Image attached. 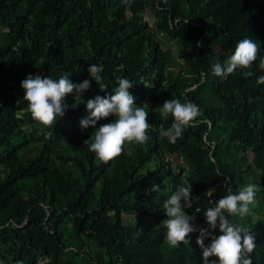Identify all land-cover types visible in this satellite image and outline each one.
<instances>
[{
    "label": "trees",
    "instance_id": "obj_1",
    "mask_svg": "<svg viewBox=\"0 0 264 264\" xmlns=\"http://www.w3.org/2000/svg\"><path fill=\"white\" fill-rule=\"evenodd\" d=\"M245 37L260 45L253 75L214 76L212 65ZM261 58L264 0H0V264H202L197 245L164 244L163 202L190 184L184 211L206 228L205 192L214 188L216 201L249 183L259 188L251 214L227 218L251 229L252 262L264 264ZM92 64L103 68L104 91L91 80L79 101L67 95L53 128L32 118L22 80L67 74L79 84ZM125 77L134 103L147 105L149 139L102 163L89 150L95 129L80 120L89 99ZM168 99L202 113L175 142L164 135L172 117L160 115Z\"/></svg>",
    "mask_w": 264,
    "mask_h": 264
},
{
    "label": "clouds",
    "instance_id": "obj_2",
    "mask_svg": "<svg viewBox=\"0 0 264 264\" xmlns=\"http://www.w3.org/2000/svg\"><path fill=\"white\" fill-rule=\"evenodd\" d=\"M130 3V0H124ZM4 32L8 29L5 27ZM260 45L255 40L245 37L235 45L233 53L227 58L225 64L219 62L212 65V74L221 79L240 70L244 77H251L253 63L257 60ZM259 68L264 70V58L259 61ZM90 79H85L79 84L73 83L69 75L65 74L59 79L51 77L42 78L41 75H28L21 81L20 87L24 90L23 99L27 102L28 109L34 120L45 127H52L58 118L64 115L66 105L64 100L67 95L75 93L76 101L90 88V81L94 80L101 91L106 89L103 83L101 65L92 64L87 69ZM206 79V74H201ZM258 84H264V75L257 78ZM118 86L111 93L101 97L95 96L86 103L89 115L80 120L81 129L93 127L89 150L102 163L119 157L126 144L135 142L144 144L148 141L149 112L145 107L134 103L135 97L129 89L133 84L128 78H119ZM151 86V85H150ZM149 86V87H150ZM160 108V115L167 119L172 117L171 127L164 135L175 142L181 138L184 130L197 123V118L202 116L200 108L193 102H181L179 99H168ZM113 117V122L96 127L97 122L108 117ZM227 180V177H225ZM160 185L153 184L151 192L159 191ZM191 185L179 186L177 190L166 199L162 208L167 219L161 223L166 228V241L170 248H179L181 245H190V234L198 232L196 245L201 249L202 264H253L251 254L256 248L255 237L251 229L240 223H232L228 216L239 217L243 220L251 214V205L255 204L256 184L249 183L238 193L228 189V194L213 201L211 197L216 191L210 188L205 192L209 197L208 207L204 212L207 227L194 226V217L186 214L185 208L191 207ZM197 212L200 209H196ZM219 231V235L215 231ZM210 242L205 244V240ZM214 258V259H212Z\"/></svg>",
    "mask_w": 264,
    "mask_h": 264
},
{
    "label": "rangeland",
    "instance_id": "obj_3",
    "mask_svg": "<svg viewBox=\"0 0 264 264\" xmlns=\"http://www.w3.org/2000/svg\"><path fill=\"white\" fill-rule=\"evenodd\" d=\"M145 18H147L146 16L144 17V19ZM148 21L150 20V19H147ZM157 35L159 36V38L162 40L163 39V34H160V32H158L157 33ZM164 40V39H163ZM166 218H163L161 221H164ZM197 235H198V232H194V233H191L190 234V245L189 246H187V248L189 249V248H192V247H195L196 246V244H195V238L197 237ZM164 244H167V241H166V235H165V240H164ZM168 245V244H167Z\"/></svg>",
    "mask_w": 264,
    "mask_h": 264
}]
</instances>
